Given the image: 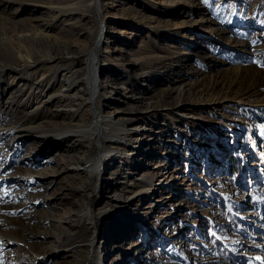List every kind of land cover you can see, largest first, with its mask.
Wrapping results in <instances>:
<instances>
[{
	"label": "rangeland",
	"instance_id": "rangeland-1",
	"mask_svg": "<svg viewBox=\"0 0 264 264\" xmlns=\"http://www.w3.org/2000/svg\"><path fill=\"white\" fill-rule=\"evenodd\" d=\"M78 1L0 0V264H264V0Z\"/></svg>",
	"mask_w": 264,
	"mask_h": 264
},
{
	"label": "bare ground",
	"instance_id": "bare-ground-1",
	"mask_svg": "<svg viewBox=\"0 0 264 264\" xmlns=\"http://www.w3.org/2000/svg\"><path fill=\"white\" fill-rule=\"evenodd\" d=\"M91 1H94V0H79L78 3L80 5V7H83L84 10H86V9H88V4ZM73 7L74 6H72V7H59V9L61 11H66L67 9L73 8ZM4 50L6 51V48ZM12 51H14V50L9 49V51H8V54L9 55H7L6 58L3 55L0 56V60L1 61H5V63L7 62L5 65H8V67H12L13 66L14 68H15V66H17V67L18 66L30 67L31 61L34 60L33 54H31V53L24 54V55L23 54H19V53L18 54H15V52H12ZM25 55H29V57L28 56H25ZM6 59H8V60H6ZM1 61H0V66L2 64ZM96 71H97V67H96V56H95V53H92L91 60L89 61V65L87 67V72L85 74V80H86V83H87V87L85 88L86 97H84V100H83L84 102H89L90 103L92 100L94 101L95 98H96V90H98L97 89L98 86H97V83H96V79H94V72H96ZM23 89H21V91H23ZM63 90H66V89L64 88ZM93 119H94V122H92L89 127L87 126L86 128H78L76 130H72V133L73 134L80 136L79 137V139H80L79 142H85L86 139H88L89 141H92V139H93L92 138V133L93 132L97 136V130H98V127H99L98 124L100 122V119L99 120L98 119H95V117H93ZM93 124H94V126L92 127ZM106 130H107V128H105L103 126V124H102L101 139H103V136L108 135V133L106 132ZM94 139H96V137H94ZM122 140H124V139H120L118 137V135H114L111 138H109V143H112V142H114V143L117 142L118 143V142H120ZM104 142L107 143L106 140ZM105 146H102V150L103 149H107ZM131 154L134 155V154H137V152L131 153ZM126 156H130V155H127L126 154ZM123 157H125V156H123ZM83 164L84 165L82 167H76L74 169L77 170V172H81V171H91L92 172V171H94V169H96V162H95V159H94L93 156H89L88 159H87V161L85 163H83ZM92 242H93V239L91 240V247H93V243ZM79 246L80 245H77L75 247H79ZM83 251H84V249H83ZM97 251H98V249H97ZM96 259L98 260V263H99L100 262V255L98 253L96 254L95 262H97ZM82 264H90L89 258L86 257V261L85 262H82ZM92 264H96V263H92Z\"/></svg>",
	"mask_w": 264,
	"mask_h": 264
},
{
	"label": "trees",
	"instance_id": "trees-1",
	"mask_svg": "<svg viewBox=\"0 0 264 264\" xmlns=\"http://www.w3.org/2000/svg\"><path fill=\"white\" fill-rule=\"evenodd\" d=\"M233 165H235V164H233ZM237 170V169H236ZM238 172H240V171H238ZM237 179H239V177L237 176Z\"/></svg>",
	"mask_w": 264,
	"mask_h": 264
}]
</instances>
